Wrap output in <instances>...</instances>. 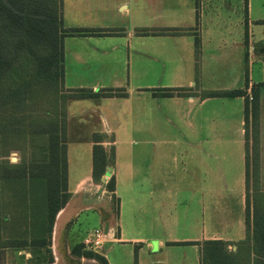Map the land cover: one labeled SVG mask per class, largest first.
Wrapping results in <instances>:
<instances>
[{
	"label": "crops",
	"instance_id": "0c3cea01",
	"mask_svg": "<svg viewBox=\"0 0 264 264\" xmlns=\"http://www.w3.org/2000/svg\"><path fill=\"white\" fill-rule=\"evenodd\" d=\"M61 20L64 28L114 32L63 37L65 89H113L126 95L67 101V182L70 133L85 134L82 141L91 147V164L79 173L69 188L70 198L55 217L54 245L62 241L71 247L89 234L80 241L68 239L70 222L81 209L97 210L100 228L108 229L98 251L107 264H114L104 254L108 241L129 243L140 250L152 248V241L161 247L170 242L222 240L235 251L236 243L246 238L247 194L251 237L254 207L264 226V86L259 93L256 147L252 137L245 136L244 96L200 98L206 90L243 89L251 99L252 85L264 82V73L256 79L250 75L257 64L264 69V47L255 49L264 41L259 27L264 25V0H61ZM160 30L169 32L156 33ZM195 38L200 47L197 59ZM159 67L167 71L158 73ZM168 72L171 82L165 83ZM160 88H181L187 95H155ZM77 101L90 104L71 110ZM94 133L105 134L108 138L102 144L114 147V161L99 184L92 178ZM176 134L185 141L175 138ZM247 161L258 165L257 191L251 180L246 189ZM233 165L242 170L229 173ZM111 176L115 178L113 193L105 186ZM112 195L118 200L117 212ZM185 196L200 198V215L188 220L202 230L185 240L173 239L169 237L172 229L187 225V217L180 218L178 212L179 198ZM204 197L211 203L214 199L213 210L206 208ZM219 198L227 207L235 199L236 235L225 233L219 218L213 217L219 212ZM262 237L260 232V252H264ZM191 245L201 248V244ZM160 261L155 258L148 264Z\"/></svg>",
	"mask_w": 264,
	"mask_h": 264
},
{
	"label": "trees",
	"instance_id": "16d2710c",
	"mask_svg": "<svg viewBox=\"0 0 264 264\" xmlns=\"http://www.w3.org/2000/svg\"><path fill=\"white\" fill-rule=\"evenodd\" d=\"M264 23V20L261 21ZM145 33L146 30H139ZM160 30L156 33H168ZM112 34L84 28H64L61 20V0H0V264L15 249L29 254L28 264H50L51 236L55 217L70 198L67 189V111L69 99L99 96H125L120 90L65 89L63 85V45L65 35ZM247 43V29L245 31ZM264 41L256 44V50ZM195 38V57L199 54ZM198 65H196V68ZM245 86H249L248 63L245 65ZM264 82L251 87V99L246 90L204 91L200 98L213 96H244L245 136L258 141L259 93ZM187 95L181 88H160L157 96ZM105 134L94 133L92 147V178L97 184L107 166L114 161V147H105ZM111 138V137H109ZM18 160L11 161V153ZM245 164L246 189L250 180L258 190V165ZM106 189L115 191L111 176ZM249 195L247 194L246 238L236 243L235 251L222 240L170 242L201 244V264H264V252L258 246L264 226L256 207L253 213V235L250 234ZM114 211L118 200L112 195ZM261 224V229H260ZM77 257L95 259L107 264L98 252L84 250L83 244L72 246ZM254 254V256H252ZM14 257V255H13ZM16 264V263H15Z\"/></svg>",
	"mask_w": 264,
	"mask_h": 264
},
{
	"label": "rangeland",
	"instance_id": "374dc122",
	"mask_svg": "<svg viewBox=\"0 0 264 264\" xmlns=\"http://www.w3.org/2000/svg\"><path fill=\"white\" fill-rule=\"evenodd\" d=\"M264 31V25L259 26ZM253 72H250V75H253L256 79L257 76L260 75V78L262 77V74L264 73V69L262 66H259L258 64L253 67ZM165 72L167 70H164L162 68H158L157 72ZM167 78L163 80L165 83L171 82V75H166ZM197 81V79H196ZM159 83V82H157ZM198 86V81L196 83ZM105 88H110L113 86H102ZM209 91V90H206ZM78 104L72 105L71 110H78L80 109L81 105L88 106L90 103H81L85 101H77ZM209 122H207V125ZM173 134H171V137ZM182 135V134H180ZM186 137L188 138V133H185ZM79 136H81V139H76ZM83 136L85 134L77 133H70V157H71V177L69 182H67V189L69 191V188L72 189L75 183L76 178L79 176V173L83 172L86 168V166H89L91 164V147L87 143L85 144V141L83 140ZM136 137V135H135ZM175 138H178L180 140V136L177 134L175 135ZM125 139V138H124ZM127 139V138H126ZM183 141H185V138H181ZM76 141H82V143L79 142V144ZM11 161L16 162L18 160V153L13 152L11 153ZM242 170V166L239 165H233V169H228L229 173L235 174L237 171L235 169ZM252 166L250 165V169ZM180 202L178 204L179 209V217L182 218V216L187 217V221L185 222L187 225L183 226L180 225L178 228L172 229L170 236L173 237V239L178 240H185L187 237H193L194 235H198V233L201 232V228L199 227H193L191 224V221L188 219H193V217L200 215L199 209L201 205L199 204L200 198L194 197V196H185L180 197ZM202 201L208 202V205L206 206L207 209H212L215 207L214 205V199H212V203L210 202L209 198L204 197L201 198ZM232 206L227 207L225 201L221 198L218 199V210L219 212L214 213L215 218H219L218 223L219 227L223 228V231L226 232H233V235L237 234V230H235L237 226V219L233 220L235 217H237V206L235 205V199H230ZM205 208V206H204ZM205 212V217L209 218L210 213ZM97 210L95 209H81L79 210L78 214L74 217L73 221L70 222V229L68 232V239L69 241H80L84 235L87 233H92L94 229L100 228L101 224L98 219ZM230 219V220H228ZM190 225V226H188ZM169 239V238H168ZM57 240V238H56ZM57 243V241H56ZM152 248H146L142 247L140 250L134 245H131L129 243H120V242H114V241H108V243L105 244V252L110 261L112 260L114 264H148L152 259L158 258L161 259L159 263L162 264H201V260H203V254H201L199 248L197 246L191 245V244H182V243H167L161 247L158 246V243L156 241H152ZM57 245V246H56ZM54 245L53 243V230H52V236H51V243H50V250L52 255V261L50 264H96L91 259L86 257H77L70 253L72 246L67 247L64 242H59L58 244ZM85 250V249H84ZM231 250V249H230ZM25 253V261L26 264L29 263V254L25 250H21ZM6 264H15L14 257L11 253L7 255Z\"/></svg>",
	"mask_w": 264,
	"mask_h": 264
},
{
	"label": "built area",
	"instance_id": "2783aa9c",
	"mask_svg": "<svg viewBox=\"0 0 264 264\" xmlns=\"http://www.w3.org/2000/svg\"><path fill=\"white\" fill-rule=\"evenodd\" d=\"M108 230V229H107ZM109 233L104 228H97L88 234L82 241L85 250L98 252Z\"/></svg>",
	"mask_w": 264,
	"mask_h": 264
},
{
	"label": "water",
	"instance_id": "95a60500",
	"mask_svg": "<svg viewBox=\"0 0 264 264\" xmlns=\"http://www.w3.org/2000/svg\"><path fill=\"white\" fill-rule=\"evenodd\" d=\"M101 180L104 182L105 181V175L102 176ZM105 231H107V228H105ZM13 255H14V260H15V263L16 264H26V261H25V253L19 249H15L13 251ZM154 264H162V263H154Z\"/></svg>",
	"mask_w": 264,
	"mask_h": 264
},
{
	"label": "flooded vegetation",
	"instance_id": "af4514ba",
	"mask_svg": "<svg viewBox=\"0 0 264 264\" xmlns=\"http://www.w3.org/2000/svg\"><path fill=\"white\" fill-rule=\"evenodd\" d=\"M96 264H98V263H96Z\"/></svg>",
	"mask_w": 264,
	"mask_h": 264
}]
</instances>
